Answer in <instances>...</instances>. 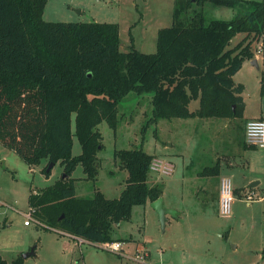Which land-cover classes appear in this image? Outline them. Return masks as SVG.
<instances>
[{
	"label": "trees",
	"instance_id": "1",
	"mask_svg": "<svg viewBox=\"0 0 264 264\" xmlns=\"http://www.w3.org/2000/svg\"><path fill=\"white\" fill-rule=\"evenodd\" d=\"M45 3L0 0V143L30 167L45 161V174L50 163L61 165L59 178L28 196L46 229L93 244L114 241L113 226L128 220L134 205L160 197L161 189L148 184L153 155L120 149L114 157L127 171L120 195L75 196L76 166L90 179L97 171L98 124L114 129L117 104L131 91L152 93L153 120L242 116L243 85L233 76L254 58L252 44L264 35V0H174L172 23L157 30L153 53L133 45L121 51L116 23L45 21ZM205 3L237 14L209 19L195 8ZM238 33L243 37L230 46ZM260 82L263 94L264 72ZM191 100L198 101L194 110ZM73 136L78 155H72ZM23 263L20 256L0 257V264Z\"/></svg>",
	"mask_w": 264,
	"mask_h": 264
},
{
	"label": "rangeland",
	"instance_id": "2",
	"mask_svg": "<svg viewBox=\"0 0 264 264\" xmlns=\"http://www.w3.org/2000/svg\"><path fill=\"white\" fill-rule=\"evenodd\" d=\"M173 5L174 0H46L42 19L116 23L121 51H128L133 45L138 51L153 53L157 30L172 23ZM195 8L209 19H231L237 14L236 9L210 3L195 5ZM242 37V33L235 34L230 46ZM252 49L256 65L251 64L252 60H245L233 76V80L244 87L241 95L246 106L240 117L153 120L152 93L131 91L117 104L116 127L111 128L105 121L98 124L102 148L96 154L97 171L94 179H90L80 164L76 166L71 174L76 197L90 198L95 191H101L107 198L120 195L127 171L115 159L116 150L143 149L176 164L170 175L150 172L148 184L161 189L163 207L174 210L178 217L167 214L162 229L149 201L134 205L130 218L115 224L111 231L112 238L121 242L122 251L105 249L101 243L81 242L60 235L57 230L46 229L33 211L29 224H24L25 213L30 210V190L52 184L62 175V167L57 162L45 174L41 171L45 161L30 167L0 143V257L9 262L34 248V253L23 259V264H138L133 258L135 250L146 248L150 264H264V200H256L264 196V177L261 176L258 189L246 186L247 179L256 170L264 171V159L259 160L258 150L252 153L253 149L249 148L253 147L246 146L242 134L244 120L258 113L260 108L264 112V93L260 92L264 35L253 42ZM197 107L198 101L191 100L189 108ZM197 142L206 147L201 159L203 166H199L193 156L185 155V163L192 164L183 168L177 154L185 153ZM80 151L79 142L73 136L72 155ZM217 158L221 162L220 175L197 174L204 166L215 164ZM222 176L231 179L235 190L228 216H221L212 200H206L200 193L197 195L204 177L210 178L209 191L212 192ZM245 192H253L255 200L247 202Z\"/></svg>",
	"mask_w": 264,
	"mask_h": 264
},
{
	"label": "built area",
	"instance_id": "3",
	"mask_svg": "<svg viewBox=\"0 0 264 264\" xmlns=\"http://www.w3.org/2000/svg\"><path fill=\"white\" fill-rule=\"evenodd\" d=\"M244 140L246 144L256 146L259 148H264V120L255 119L249 120L245 123L244 127ZM150 170L156 171L161 174H170L172 170L171 164L160 158H153L150 164ZM244 199L248 202L255 200V195L253 192H245L243 194ZM234 200V188L231 183V179L228 176H222L219 180V197H218V212L221 216H228L231 213V207ZM30 209L25 213L26 219L24 224H29V219H31ZM84 242L82 239H77ZM87 242V241H86ZM105 249L112 251H122L121 242L106 241L101 243ZM148 251L145 248L140 250H135L134 260L138 264H150L148 262Z\"/></svg>",
	"mask_w": 264,
	"mask_h": 264
},
{
	"label": "crops",
	"instance_id": "4",
	"mask_svg": "<svg viewBox=\"0 0 264 264\" xmlns=\"http://www.w3.org/2000/svg\"><path fill=\"white\" fill-rule=\"evenodd\" d=\"M244 88V87H243ZM243 91V90H242ZM244 100V99H243ZM245 106H246V102H245V100H244V109H245ZM189 118H198V117H189ZM187 119V118H186ZM202 119H204V118H202ZM222 119H224V118H222ZM226 119H228V118H226ZM255 119H261V120H264V112H263V109L262 108H260V110H259V112L258 113H256V114H254V115H252L251 117H249V118H247L246 120H244V122H243V124H242V134H243V138H244V127H245V123L247 122V121H249V120H255ZM201 123V122H200ZM244 126V127H243ZM193 143H194V141H193ZM247 147H250V146H248V145H246ZM249 149H253L252 150V153H253V151H255V150H258L257 152H256V155L259 157V160L260 159H264V148H259V147H256V146H254L253 148H249ZM206 150V147L205 146H200L199 144H198V142L197 143H195V144H191L189 147H188V149H187V151L185 152V153H180V154H177V155H179V160L181 161V165H182V167L183 168H187V166L188 165H191L192 164V162H189V163H185V155H191V157L193 156L194 157V160H195V162L197 163V164H200L199 166H203L202 164H201V159H203V156H202V154H203V151H205ZM252 155V154H251ZM154 158H157L156 157V155H154ZM189 161L190 160H192L191 158H187ZM161 160H163V159H161ZM164 161H166V162H168L169 164H171V166H172V170H171V172H170V174L173 172V169L175 168V165L176 164H174V163H172L171 161H168V160H166V159H164ZM231 163H228V165H230ZM216 167V168H214V169H210L211 167ZM220 168H221V162H220V158H217V161H216V163L215 164H213V165H211V166H204L201 170H198L197 172V174H199L200 176H206V177H209L210 175H220ZM264 168V167H263ZM151 172H153V171H151ZM154 173H157V174H159V175H170V174H161V173H158V172H156V171H154ZM261 176H263L264 177V171L263 170H256L255 171V174L252 176V177H250V178H248L247 179V187H248V182H251V180H254L255 178L257 179L256 181H258V183L254 186L255 188H259V185L261 184V182H262V179H261ZM204 182L202 183V186H200V188H199V190H198V193H197V195L200 193V195H202L206 200H212L214 203H215V206H217V208H218V197H219V186H217L216 188H215V191H212V192H210L209 191V187H210V178H205L204 177ZM250 188H253V187H250ZM255 188L253 189V190H255ZM237 190V189H236ZM245 189L243 188L242 190H241V192L242 191H244ZM263 190V193H264V188L262 189ZM256 200H264V196H262V197H260V198H257ZM254 201V200H253ZM248 202V201H247ZM250 202H252V201H250ZM151 203V202H150ZM203 203H201V205H202ZM203 206H204V204H203ZM168 207H170V206H168ZM175 212V211H174ZM170 215V214H169ZM171 216H173V215H171ZM173 217H178V215H176V213H175V215L173 216ZM63 236H66V237H71V236H68V235H66V234H63ZM71 238H74V237H71ZM75 239V238H74ZM146 249V248H145ZM136 250H137V248H136ZM148 251V250H147ZM148 254H149V252H148Z\"/></svg>",
	"mask_w": 264,
	"mask_h": 264
},
{
	"label": "water",
	"instance_id": "5",
	"mask_svg": "<svg viewBox=\"0 0 264 264\" xmlns=\"http://www.w3.org/2000/svg\"><path fill=\"white\" fill-rule=\"evenodd\" d=\"M251 64H255L256 65V59H252ZM54 165V163H50L47 166V170H50V168H52V166ZM258 183V181H252L248 184V187H254L256 184ZM151 206L155 209V211L157 212L158 216H159V220L161 223V227L162 229H164L165 226V222H166V215L170 214V215H175L174 210L169 209V208H164L162 205V199L161 197H158L156 200L151 202ZM34 253V248H30V250H28V252L22 254V258L25 259L28 256L32 255Z\"/></svg>",
	"mask_w": 264,
	"mask_h": 264
}]
</instances>
